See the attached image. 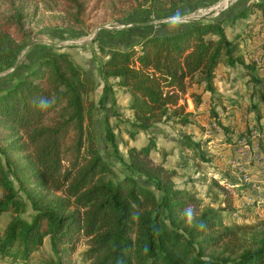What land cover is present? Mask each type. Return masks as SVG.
<instances>
[{"label": "trees", "instance_id": "1", "mask_svg": "<svg viewBox=\"0 0 264 264\" xmlns=\"http://www.w3.org/2000/svg\"><path fill=\"white\" fill-rule=\"evenodd\" d=\"M197 1L0 0V69L15 65L30 43L29 24L39 7L62 25L87 30L102 8L107 19L125 21L145 9L171 15ZM29 2L35 3L32 12L26 8ZM255 11L264 24V0H252L233 15L144 34L99 62L104 81L99 104L113 96L115 85L126 88L132 113L126 132L131 138L148 135L147 143L129 147L125 157L115 131L106 126V140L124 172L104 158L99 146L92 114L94 78L65 47L41 49L35 64L0 91V215L26 211L22 193L33 210L30 218L16 214L0 234L1 263L32 264L49 237L54 256L46 264H78V254L82 264H264V219L254 225L224 220L225 211L236 210V194L249 192L247 184L225 173L212 175L209 192L212 203L219 204H205L192 187L178 186L177 168L152 157L158 147L156 124L192 122L184 98L196 76L204 83L199 94H191L196 108L205 91H216L222 64L241 63L251 69L250 81L264 84L256 74L263 62L249 64L241 52L244 40L251 46L256 41L244 30L229 36L226 27ZM256 89L264 101V89ZM223 99L219 103L226 107ZM180 145L205 157L201 141L188 134ZM54 193L58 197L47 199ZM190 207L189 222L185 210Z\"/></svg>", "mask_w": 264, "mask_h": 264}, {"label": "rangeland", "instance_id": "2", "mask_svg": "<svg viewBox=\"0 0 264 264\" xmlns=\"http://www.w3.org/2000/svg\"><path fill=\"white\" fill-rule=\"evenodd\" d=\"M252 0H199L195 3H185L171 15L160 16L155 12L145 11L132 15L125 21L115 18L107 19L105 9L102 8L91 29L83 30L70 24H60L53 14L39 7V11L29 24L33 31V38L23 48L17 62L12 67L0 69V91L11 86L24 70L31 66L41 49L49 46L65 47L64 50L71 53L72 58L80 64L85 72L94 78L96 88L91 93V98L96 102L93 110L94 126L97 139L104 158L109 161L118 172H124L125 168L113 153L112 147L106 140L105 129L109 124L117 135L120 153L128 157V148L141 147L148 142V135L138 134L131 138L126 129L129 127L131 111L129 104L131 95L124 87L115 85L114 94L107 102L99 104L103 95L104 81L99 73V62L106 59L116 47H125L141 35L153 31L172 30L183 22H159L161 18L170 16H182L190 14L201 8H210L218 5L205 19L233 15L245 7ZM27 10L33 11L35 3L29 2ZM147 10V11H146ZM153 15H149V14ZM261 13L255 11L248 18L242 19L234 26L227 25V32L232 36L236 32L244 33L252 40H244L241 43V52L250 64L253 60L263 62L257 67L256 74L264 77V24L260 22ZM130 24L125 29H109L106 26ZM251 25V27H249ZM176 26V27H175ZM107 29L106 31H102ZM119 36H124L119 38ZM250 40V39H248ZM247 42V43H246ZM58 44V45H57ZM255 46V47H254ZM251 69L241 63L234 67L224 64L218 68L215 81L216 91H205L200 99L198 108L192 92L199 94L204 88V83L198 82L196 76L188 87V93L184 98L187 108L193 112L192 122L187 126L175 124L172 121H162L155 125L153 131L157 136L158 147L152 151L155 161H163L169 168H177L178 175L175 180L179 187L190 186L205 204L217 206L214 201V193L209 192L212 175L220 173L228 174L238 182H243L249 187V192L235 196L236 210L224 212V220L229 225H254L264 219V101L261 91L264 84L250 81ZM264 92V91H263ZM223 96V107L219 103V97ZM236 100L237 106L231 107V101ZM215 111L223 125L215 118ZM183 134L192 136L194 140L201 141L202 154L194 156L189 150L182 151L181 140ZM59 193L51 194L47 199L58 197ZM26 203L25 212L8 211L0 215V234L8 222L16 214L30 218L33 214L31 202L22 193ZM50 238L45 239L42 250L32 258V264H46V258L53 257ZM77 263L82 264L79 254L76 255ZM0 264L1 261H0ZM87 264V263H86Z\"/></svg>", "mask_w": 264, "mask_h": 264}, {"label": "built area", "instance_id": "3", "mask_svg": "<svg viewBox=\"0 0 264 264\" xmlns=\"http://www.w3.org/2000/svg\"><path fill=\"white\" fill-rule=\"evenodd\" d=\"M218 5H215L213 7L210 8H201L198 9L197 11L191 12L190 14H186V15H182V16H170L168 18H161L159 19V22H171V21H176V22H183L185 23H190L193 21H197V20H201L204 19L206 16H208V14L213 11L214 9H217ZM130 24H126V23H122L119 24L117 26H111L108 25L106 26V28L109 29H125L127 27H129Z\"/></svg>", "mask_w": 264, "mask_h": 264}, {"label": "clouds", "instance_id": "4", "mask_svg": "<svg viewBox=\"0 0 264 264\" xmlns=\"http://www.w3.org/2000/svg\"><path fill=\"white\" fill-rule=\"evenodd\" d=\"M41 106L42 107H46L47 106V102L46 101H41ZM185 215L188 217L189 222L191 221V217H192V209L191 207L189 209L185 210Z\"/></svg>", "mask_w": 264, "mask_h": 264}, {"label": "crops", "instance_id": "5", "mask_svg": "<svg viewBox=\"0 0 264 264\" xmlns=\"http://www.w3.org/2000/svg\"><path fill=\"white\" fill-rule=\"evenodd\" d=\"M137 14H140V13H137ZM136 15V14H135ZM141 36H143V35H141ZM122 37H124V36H119V38H122ZM131 41H134V40H131ZM58 45V44H57ZM40 53V52H39ZM39 53L37 54V55H39ZM38 57V56H37ZM36 60L37 59H35V61H34V63L31 65V66H28V68H26L25 70H24V73L29 69V68H31L34 64H35V62H36ZM24 73L22 74V75H24ZM21 75V76H22Z\"/></svg>", "mask_w": 264, "mask_h": 264}]
</instances>
